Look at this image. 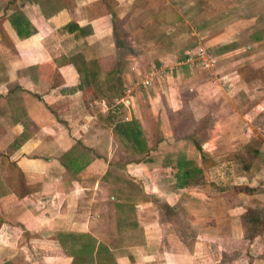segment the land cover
<instances>
[{"label":"crops","instance_id":"crops-1","mask_svg":"<svg viewBox=\"0 0 264 264\" xmlns=\"http://www.w3.org/2000/svg\"><path fill=\"white\" fill-rule=\"evenodd\" d=\"M159 9L151 0H0V264H222L216 253L242 241L241 221L255 196L229 189L215 199L199 183L181 186L192 164L202 178L230 163L228 143L216 140L231 135L189 128L210 116L218 124V88L204 93L210 81L203 74L177 69L117 110L115 98L96 95L127 85L140 56L133 45L149 44V57L166 53L146 35L154 26L158 37L166 34L154 20ZM262 30L243 47H264ZM132 122L141 130V150L119 133ZM104 187L112 189L105 203L95 196ZM199 207L217 223L224 211L238 219V236L225 242L212 228L193 236L170 229L169 211L192 230ZM256 235L262 238L248 245L250 264H264V230Z\"/></svg>","mask_w":264,"mask_h":264},{"label":"rangeland","instance_id":"rangeland-1","mask_svg":"<svg viewBox=\"0 0 264 264\" xmlns=\"http://www.w3.org/2000/svg\"><path fill=\"white\" fill-rule=\"evenodd\" d=\"M151 6L160 8L158 12L160 19L154 20L156 24L160 22L165 25L166 34L162 33V30L158 37V29L154 26L146 35L147 37L155 35L150 40H160L166 53L156 56L152 54L149 57L147 53H143V50H149V44L141 45V49L133 45L132 53L135 57L140 56L135 59L136 69L134 68L132 74L128 75V83L123 89L129 85L135 86L140 77L152 68L151 66L158 67L160 64H166L167 60L173 61L180 58L184 51L191 49L196 44L215 56L225 52L228 47L236 48L234 54L217 60L216 72L219 77L226 78V83H229V86L224 89L216 81L208 82L204 76L208 84L200 88L205 93L207 90L217 87L219 91H215L218 92L217 95L222 102V105H219L220 113L217 110L214 111L216 115L214 120L218 124H213L211 116L201 118L203 130L201 128L200 131L211 134L223 131L227 135H231L229 137L231 139L217 138L216 144L228 143L227 149L232 157L230 163H224L222 171H204L201 182L198 181L197 186H201L215 199H217V195L227 196L229 192L224 191L229 189L231 190L230 195L242 194L243 197L246 195H251L249 198L256 197L252 198V202L249 200L246 204L249 211H246L245 217L241 221L242 241L229 242L228 244L234 249L216 253L218 254L216 259H220L222 264L224 262L250 264L252 256L248 253V245L260 242L262 236L255 238V235L264 230V201L260 205L256 201L258 197L264 200V191L259 196L260 186L264 183V47L250 45V48H244L243 46L255 38L253 35L255 32H260L259 36L263 32L264 0H151ZM123 22L125 20L118 21L119 26ZM119 33L121 38L125 39L123 31L120 30ZM201 76L200 79H202ZM156 84L153 81L151 86ZM234 84L237 86L235 91L225 97L223 94L228 93ZM140 89L138 90L142 92L143 88ZM138 90H135L134 93ZM238 90L243 91V98L239 97ZM222 91L224 92L222 93ZM134 93L131 94L129 100L132 99ZM214 104L216 103L210 106ZM243 105L244 108L239 109ZM191 127L192 125H189V128ZM203 138L201 135L200 140ZM200 140L198 141L200 142ZM199 157L203 160L204 165L208 163L209 160L203 157V154ZM243 168L248 170L247 173L245 172L246 175H249L248 181L244 179ZM255 169L257 171H254ZM256 174H260V176H256ZM122 179L124 180V177ZM167 180L173 182V177L168 176ZM246 184L252 186L248 187ZM99 192L96 191L95 196L103 199V203L106 198L112 195V189L109 187H104L101 194ZM95 196L93 195L92 198ZM200 209L203 212L199 213L196 226H192V230L188 226L187 219H178L176 213L169 211L165 220H167V224L173 225V228L170 227L173 232L181 231L193 236L194 231H211L212 228L213 231H220L223 237L221 240L224 239L225 242H228L229 237L233 235L238 236L236 231H238L240 223L238 219L235 222L232 221L227 211L218 217L219 222L217 223V220L214 222L207 214L211 211L210 209L207 210L206 207ZM214 210L216 213L221 212L222 207L215 204Z\"/></svg>","mask_w":264,"mask_h":264},{"label":"built area","instance_id":"built-area-1","mask_svg":"<svg viewBox=\"0 0 264 264\" xmlns=\"http://www.w3.org/2000/svg\"><path fill=\"white\" fill-rule=\"evenodd\" d=\"M217 60L218 58L215 55L196 44V46L187 50L182 57L176 58L170 63H163L158 67L150 68L149 71L140 77L138 83H135V86L129 85L128 87H125L122 96L114 100L112 108L117 110L120 105L129 101L131 94H133L135 90L150 87L153 81H157L166 74L176 71L177 69H185L189 73L198 71L203 74L208 81H216L226 89L229 86V83H226L225 77H219L217 74ZM100 108L103 112H107L109 109L103 103H100Z\"/></svg>","mask_w":264,"mask_h":264},{"label":"trees","instance_id":"trees-1","mask_svg":"<svg viewBox=\"0 0 264 264\" xmlns=\"http://www.w3.org/2000/svg\"><path fill=\"white\" fill-rule=\"evenodd\" d=\"M122 94H123V87L119 88L118 91H115L113 89L112 91H108V92L105 91L104 93L96 92V95L102 96L106 99H113V98L118 99L122 96ZM201 128H202V124L200 123L192 125V127L190 128V130H192L191 134H193L194 131L195 132L200 131ZM119 133L124 136L126 141L130 145H132L134 149L137 150L143 149V138H142L141 130L136 123L132 122L121 125L119 127ZM201 174L202 172L200 171V169L192 164L191 167L183 171L182 176L180 177L181 186L185 187V186L197 184L198 181H200L201 179ZM260 232L261 231L257 232V234H259Z\"/></svg>","mask_w":264,"mask_h":264}]
</instances>
